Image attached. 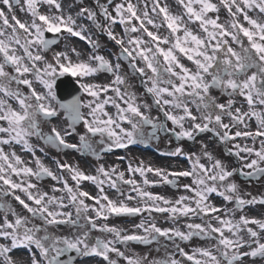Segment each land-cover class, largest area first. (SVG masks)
Returning a JSON list of instances; mask_svg holds the SVG:
<instances>
[{
	"label": "snow or ice",
	"instance_id": "1",
	"mask_svg": "<svg viewBox=\"0 0 264 264\" xmlns=\"http://www.w3.org/2000/svg\"><path fill=\"white\" fill-rule=\"evenodd\" d=\"M99 3V0H96ZM111 0H109V3ZM0 3L6 5L9 12L12 11L13 5L20 4V0H0ZM28 11L33 19L30 24L22 23L19 19L12 16L14 23H9V17L5 11L0 8V54L3 61L0 62V145L11 144L13 142L22 144L24 148L33 154L34 147L31 145L29 138L36 136L43 140L46 144L54 146L57 149H73L81 155L91 153L99 158L100 153L94 147L95 141L92 137L99 135L101 143L104 144V138H107L106 146L100 151H111L113 148H127L131 144L147 142L148 137L144 132L145 126L150 125L152 128L151 136L156 138L158 130L164 129V124L155 121L150 115H147L141 108L150 107L147 104H139L137 97L126 84V78L119 74L120 65H113L110 60L103 55L95 52L99 48L97 41L91 40L84 35L86 31L84 26L76 27V20L71 16L42 14L39 11V4L44 3L54 6L57 11L61 10L60 3L57 0H26ZM186 10L188 21L199 22V26L203 32L207 34L206 39L194 34L186 25L183 16L170 13L167 5L161 6L160 0H154L152 12L162 14L163 19L167 22V27L171 30V34L175 36V42L172 47L167 49L161 47V43H169L168 37H161L156 33L149 31L147 25H155L152 18L149 17L147 10L141 14L137 12V5L131 0L125 3L115 5L116 15L113 16L107 9V6L100 5V11L104 18L110 21L111 25L120 23L125 25V32L143 31L151 37V42L155 46H147V42L142 37L129 38L125 46V40L117 37L111 30V27L104 29V25L97 21V13L89 8H82L78 16H85L91 20L97 27L107 31L110 39L121 47V55L117 57L129 59L132 68L140 73L145 74V68L150 69L153 75L148 76V82L151 83L147 87V92L154 97V103L161 108L167 120L173 125L179 127L180 131H175L174 135L177 139L187 138L194 139L195 135L204 132H214L215 135L223 142H230L237 137H264V113L254 109L255 104L264 106V22L254 19L248 14L246 9H258L264 14V0H221V3L227 7L232 21L226 26L219 23V16L211 18L208 16L210 12H218L217 4L212 0H179ZM147 8V5H145ZM233 9H235L233 11ZM242 15L247 21L249 27H245L239 22L238 17ZM139 21V27L132 24V21ZM158 27V26H157ZM6 29H11L7 32ZM211 29V30H210ZM231 29V30H230ZM23 33V43H21V33ZM183 32V36L179 35ZM66 32L72 36L79 37L87 41L93 48V53L88 56L87 60L79 59L81 53L75 48L70 51L76 55L77 60H73L68 51H57L53 54V61L49 62L42 52L49 50L58 41L56 39L46 38L45 33L61 34ZM247 37L248 46H244V41L240 34ZM231 37L233 41L240 45V51L235 50L228 41ZM214 41V43H213ZM15 45H20L27 59L31 62V67L24 63L25 56L17 54ZM143 45V46H142ZM191 45V46H186ZM33 47L37 48V52L31 51ZM178 50L189 60L193 61L196 70L192 71L185 67L175 53ZM220 53L221 55H217ZM162 56L165 62L161 66L158 57ZM139 57L145 67H137L134 63ZM37 62H42L44 67H37ZM93 62L95 66H93ZM6 66H12L17 75H10L5 69ZM180 71H176V68ZM251 71L249 75V71ZM99 71L112 73L114 79L107 85H98L95 83H81L80 88L93 99L89 100L85 105L74 97L71 101H62L59 99L56 86L58 77L66 74L72 77L86 78L91 77ZM32 73L37 81H39L45 91L38 92L33 87V80L21 79L25 74ZM167 74L168 79L163 80L162 76ZM210 77V78H209ZM173 78L178 79V83ZM13 81L17 85L23 84L28 86L30 93L23 94L17 87H11ZM162 84L168 86H161ZM121 85L125 90L121 91ZM218 90L222 95H227L229 99L221 103L216 96L211 94V90ZM109 91L114 96L105 95L104 99H100L101 93L107 94ZM236 95L245 98L249 105L248 111H241L240 107H235ZM165 96L169 98H165ZM195 105L199 116L193 114L192 109L188 105V100ZM14 100L18 104V108H13L9 102ZM111 103L116 109L115 118L110 115L105 106ZM59 110L65 113V119L69 121L67 129L61 133L55 125L51 124V120L59 116ZM164 106H170L175 109H182L183 114L177 115L172 111L165 110ZM83 107H87L89 112L87 116L81 111ZM227 115L232 121V127L238 124L248 125L246 118L255 117L258 128L252 131H230V124L224 123L223 117ZM185 120H190L191 125L185 128ZM49 125V132H45L42 125ZM83 123L86 131L79 135V144L69 143L66 139L75 133L76 125ZM130 125L129 128L123 127V124ZM6 125V126H5ZM211 126V127H210ZM70 129L71 131H69ZM259 150L254 147L235 145L237 151L234 153L241 160L245 157L241 156V152L248 156L256 158L246 162L243 168L228 170L221 160L215 159L212 153L207 151L204 145V155L213 161L211 166H205L200 163V157L195 154L187 155V158L193 160L191 171L166 172L161 168L145 167L143 163L140 166L132 167L129 165V171L132 173H140L145 176L146 172H154L162 177V182L176 185L175 179L172 177H195L197 188L185 185L186 189H190L195 193L196 207H192L190 203H186L192 198L180 196L179 199L171 201L160 195H154L151 192L142 191L138 186L134 187L137 195L145 199L143 207H130L126 200H132L130 194L124 200L110 199L104 193L103 185L108 183L110 187L117 189L120 195L123 192L117 188L118 182L129 185H136L135 180H124V172H119L117 167L105 169L100 165L97 169V175H88L81 171L78 167H74L67 163H58L57 166L61 170H67L72 174V179L77 187L74 189L68 184L67 180H63L62 189H53V191L66 192L68 202L75 209V219L72 212H64L59 210H50V206L56 205L59 209L66 208L68 205L64 203V197L56 195L49 196L47 192L34 193L32 190L37 188L29 177H36L38 180L45 176L54 180L60 178L46 167L36 157L37 169L28 167L24 161L15 152L5 153L3 147H0V197H7L11 194L20 205L23 206L31 217L38 218L42 225L32 224L29 226V217L21 216L6 203L0 202V209L4 210V220L0 223V238L6 243H0V264H18L12 259L10 253L19 248L38 250V254L42 259H37V253L33 252L30 256V264H74L76 256L68 255L67 259H62L66 254L76 253L81 257L97 256L107 261V264H117L116 260L110 259L109 254L115 253L117 256L124 257L127 264H145L144 258H133L126 256L121 252L116 243L127 244L129 241H138L141 243H151L159 237H167L169 240L179 238L180 240H190L193 236L210 237L213 233H218V243L215 246L219 250V257L209 248H199L195 252L202 259H197L195 254L190 255L183 248L177 245V250L182 256L188 260H193L195 264H242L245 257H260L264 259V242H261L259 233L251 227H246V231L250 236V241H245L239 235L242 228L249 224L258 225L259 229L264 230V220L241 216L238 221L230 218H224L217 215L215 219L220 227H213L210 222L207 225L189 224L188 231L184 232L174 228L161 229L154 223L147 227L143 222L136 225L137 228L143 229L145 235L138 234H122L123 229L105 224L98 225L97 219L107 220L109 216L129 215L134 216L144 211L168 212L173 218L177 216L191 215H207L219 213L221 208L209 204L208 196L211 193H217L226 201H235L237 209H243L246 205L255 203L264 204V197H252L245 199L240 195L238 185L235 182H229V178L239 172L242 176L257 178L264 176V140L260 141ZM172 155H185L183 148L177 147ZM14 158V159H13ZM250 171L245 172L244 169ZM21 176L25 179L17 182L12 179V175ZM116 177L115 179L113 177ZM103 177V178H101ZM81 181H91L100 186L99 196H92L87 191L79 188ZM210 182V183H209ZM145 184L149 181L145 179ZM223 187L220 191L217 185ZM16 190L26 194V202L20 195H16ZM86 199L92 200L94 203L89 205ZM149 201L151 202L149 204ZM167 205L161 207L160 203ZM34 204V206H33ZM95 212V216L87 215L89 210ZM8 213H11L15 219L9 220ZM61 225L69 226L79 230V234L56 235L49 231V226L59 227ZM96 229L100 232L110 233L114 235V239H102L96 237L91 238V231ZM225 230L232 233L235 238L225 236ZM255 245L253 247L252 245ZM248 247L249 251H241L242 248ZM151 264H181L174 256H167L161 260H153Z\"/></svg>",
	"mask_w": 264,
	"mask_h": 264
},
{
	"label": "flooded vegetation",
	"instance_id": "2",
	"mask_svg": "<svg viewBox=\"0 0 264 264\" xmlns=\"http://www.w3.org/2000/svg\"><path fill=\"white\" fill-rule=\"evenodd\" d=\"M112 1L113 0H111V2ZM24 2L27 7L26 0H24ZM73 2H76V1L68 0L65 3V6L68 8L70 14H74L77 10V6H75ZM99 3L100 5L102 4L107 7L110 6L109 0H99ZM39 5L42 6L40 10L44 14L45 12H53V11L56 12L57 11L55 8L50 9L49 7H44L42 3H40ZM168 9H170L169 6H168ZM97 10L99 12L100 8L98 7ZM24 16H25L26 24H30L33 19L31 13L28 10H26L24 12ZM103 25H104V29H106L110 26V23L108 20L105 19V22L103 23ZM134 37H139L137 32L135 33L128 32L124 35L123 39L125 40L126 47H130L129 45H127V40L129 38H134ZM173 44H174V41L167 43V44H161L160 46L167 49L169 47H172ZM147 46H150L153 48L155 47L152 43H147ZM15 47L17 49L18 55L25 56L23 52V48L20 45H15ZM31 51L36 53L37 48L33 47ZM57 51H64V50L61 47H59L58 44H56V45H53L49 50L42 52V54L47 58L49 62H54L53 54ZM88 56H89V49H87L86 52L82 54V57L84 60H87ZM158 60L163 61V57L161 58V56H159ZM2 61L3 60L0 59V62ZM135 62L137 63L138 67H145V63L139 57L136 58ZM24 63L28 64L29 67H31V62L27 59L26 56L24 59ZM37 67L43 68L44 65L42 62H37ZM7 72L10 75H17L12 66H8ZM120 75L125 77L126 80H128L127 85L129 86L130 90L136 94L137 102L141 105L147 104L150 106L148 108L142 107L141 111H144L147 115H150L155 121L159 123H163L165 120L164 124L165 125L167 124L166 125L167 128L174 129L173 126H171L173 123L166 119L161 108L159 107L157 108L151 105V100L148 97L147 93L144 91L143 84L141 83L143 80V76L141 77V76L133 74L131 70L129 69L126 61H122ZM144 75L147 81L148 76H151L153 74L151 73L150 69L145 68ZM25 78L33 80V87L38 92L45 91L43 85L35 79L32 73H27L23 77H21V79H25ZM147 84L151 86L150 82H148ZM11 87L13 89L18 87L20 91L25 95H28L30 93V89L28 88V86L23 85V84L17 85L15 81H13ZM124 90L125 88L123 86V91ZM165 98H169V97L165 96ZM9 102L12 104L13 108H18V104L14 100H10ZM55 106L58 108L59 116L56 119L51 120V124L55 125L59 130H61V132H63L64 127H65L64 116H63L64 111L59 110L58 105H55ZM164 108L165 110L174 112V108L170 106H164ZM254 109L258 112L264 113V106H261L258 103L255 104ZM248 110H249V107H248ZM68 123L69 122H67V126H68ZM249 124L251 127L255 129L258 128V123L255 117H252L249 119ZM42 128L46 133L49 132L50 130L49 125L47 123H44L42 125ZM79 129H80V126H77L75 131H79ZM234 130L235 132L239 130L238 125L234 126ZM0 135H4V134H0ZM34 137L36 139H40L39 137H36V136ZM93 138L94 137H92V140ZM30 140L31 138H29V141ZM261 140H264V138H260V139L249 138L248 140H241L240 138H236L235 140L228 142V145L235 151H237L235 145H240L241 148H243L244 146L254 147L255 149L259 150L261 147V144H260ZM98 141L101 143L100 138H98ZM98 141L97 142L95 141V144H94V147L96 149L100 148L99 145L96 144L98 143ZM156 141H158L157 144L160 145L164 149H167L169 151L175 150V141L172 138H170V135L160 136L159 130H158L156 133ZM197 141L202 142L203 140H197ZM211 142H212L211 148L215 150V152L217 153V157H223L225 154L223 147L221 145L216 144L214 141H211ZM11 145L22 146V144H18L15 142L11 144H4L3 146H11ZM204 145L206 144H202L203 149H204ZM226 156L229 159V170L237 169V163L233 160V158L230 157L229 155H226ZM241 156L245 157L244 160L240 159V164L242 167L244 166L246 162L250 161L251 159L256 158L254 155L248 156V154L244 152H241ZM245 170L250 171L249 169H246V168ZM234 175L238 177L237 173H235ZM12 179L16 181V177L14 174L12 175ZM247 182L248 183L246 187H243L242 188L243 190H239L240 195L242 197H244L245 199H251L252 197H257V198L264 197V176H261L256 180H251ZM41 191L47 192L48 194L50 193L52 195H56L57 197L60 192V191L54 192L53 190H41ZM220 191H223V190H220ZM180 196H186V197L192 198L189 201H186V203H190L192 207H196L195 193L191 190H171L169 200L175 201L179 199ZM0 202L11 205V207L15 210V212L21 216H22L23 211L27 212V210H25L23 206H21L18 202H16V200L11 196V194H9L7 197H0ZM207 202L211 205L221 208V211L219 213H212L211 215H208V214L207 215H191L190 214L189 216H181L180 218L176 220L170 221L168 224V228L179 229L181 231L187 232L188 231L187 225L189 224L207 225L208 222H210L213 227H220L219 222L217 221V219H215L217 215H219L220 217H224V218H230L234 221H238L241 216H246L249 219L255 218V219L264 220V204H261V203L246 205L244 206L243 209H237L235 201H232V202L226 201L223 197H221L217 193L209 194ZM64 203L69 204L68 197H64ZM52 210H56V208L54 207ZM69 210L71 211V209ZM3 213H4V210L0 209V223H3V220H4ZM8 217H9V220H12V218H14V216L11 213H8ZM26 217H29V216H26ZM42 223L43 222L41 221V223L39 224L38 222L33 221L32 219L29 218V226H31L32 224L42 225ZM246 227H251L253 230L257 231L259 233L261 242H264V230L259 229L258 225L256 224H249L247 226H243V225L241 226L242 230L239 233V235L242 236L245 241H250L251 239L246 231ZM49 231L53 232L56 235H71L73 233L79 234V230L73 229L66 225H61L59 227L49 226ZM224 234L225 236H229L230 238H235L232 236V233H230L227 230H225ZM90 235H91L92 240H94L97 237L93 233L92 234L90 233ZM218 238H219L218 233H213L210 237H207V238H204L202 236H193L190 240H180L179 238H174V240H169L167 237H163V239L159 237L157 240H153L150 243L151 246H148V247L140 246L139 248H137L138 253L136 254L135 258H144L145 264H151V261L153 260H161L171 255V256H174L177 260H180L181 264H195L193 260H188L187 257L182 256L180 254V252L177 250V245L180 248H183L184 251L188 252L190 255L195 254L197 259H202V257L198 253L195 252V250L199 248H209L210 250L214 252V254H216L219 257V250L215 247L218 243ZM0 243H6V241L3 238H0ZM252 246L255 247L254 244ZM249 250L250 249L248 247L241 249V251H249ZM33 252L37 253V259H42L38 254V250L35 249L34 247L31 249L20 248V249L14 250L12 254L15 257L18 264H30V256H31V253ZM68 255L75 256V253L66 254L64 259H67ZM15 259L13 258L14 261ZM74 264H107V263H104L101 260H98L96 258H89V259L83 260V257H81L79 260L75 261ZM122 264H127V261L124 259V257H122ZM222 264H225L223 260H222ZM242 264H264V259L257 258V257L256 258L245 257L243 258Z\"/></svg>",
	"mask_w": 264,
	"mask_h": 264
},
{
	"label": "rangeland",
	"instance_id": "3",
	"mask_svg": "<svg viewBox=\"0 0 264 264\" xmlns=\"http://www.w3.org/2000/svg\"><path fill=\"white\" fill-rule=\"evenodd\" d=\"M212 2L213 3H215V4H217V6H218V9H219V11L218 12H210V13H208V16L209 17H211V18H215L217 15L219 16V23H224L226 26L232 21V16L230 15V13H229V11H228V9H226V10H223L221 7H220V1L219 0H212ZM23 10L25 11V9L23 8ZM249 10V9H248ZM256 11H258L259 12V10L258 9H251V11H250V14L251 15H254L255 14V12ZM263 15V16H262ZM262 15H260L259 14V16H261V18H262V20L264 19V14H262ZM261 18H259L260 20H261ZM241 20H242V22H244L245 23V25H246V27H249V25H248V23H247V21H245L244 19H242L241 18ZM186 23H188V28L194 33V34H197V35H199V36H202L203 35V30H202V28L199 26V25H195V23L194 22H191V21H188V19L186 20ZM0 25H2V23L0 22ZM231 30V29H230ZM7 31V30H6ZM8 32V31H7ZM199 33V34H198ZM240 37H241V35H240ZM228 39V41H230V43L234 46V48H235V50H237V51H240V46H239V44H237L235 41H233L232 39H231V37L230 38H227ZM241 39H242V37H241ZM191 46V45H190ZM217 55H221L220 53H218ZM179 59V58H178ZM75 61V60H74ZM181 63V62H180ZM182 64H183V60H182ZM185 67H187V68H189L190 70H192V71H195L196 70V67H194L195 66V64H192L191 62H185V64H183ZM176 71H180V69L177 67L176 68ZM251 71H255V69H252V70H250L249 71V75L251 74ZM210 78V77H209ZM174 80H175V82H179L178 81V79H176V78H174ZM211 92L214 94V95H219V98L222 100V101H224V102H226L227 101V98L225 97V96H227V95H222L221 93H219V91L218 90H215V89H213V90H211ZM113 94L112 93H110V94H107V96H112ZM114 96V95H113ZM237 99H238V101L241 103V105L243 106L244 104H245V98L244 97H242V96H239V95H236L235 96ZM105 98V96H100V99L102 100V99H104ZM192 103V102H191ZM188 105H189V107H195V105L192 103V104H189L188 103ZM105 110L110 114V115H112L114 118H115V116H116V112H117V109L111 104V103H109L108 105H106L105 106ZM176 110V112L179 114V115H182L183 114V110L182 109H175ZM193 111V110H192ZM194 112V111H193ZM31 145L35 148V147H37V146H39V147H42V143H37V142H31ZM68 154H70V153H64V157H67L68 156ZM81 159V158H80ZM80 159H78L79 161H80ZM43 159H40V161L43 163V161H42ZM133 160H137L138 162H140V164L141 163H143V165L145 166V167H147V164L145 163V162H143L142 161V157L140 158V159H138L135 155H134V158H133ZM155 162V164L157 165V164H166L165 162H163V161H161V160H159L158 162L157 161H154ZM83 165H85V166H87L88 168L84 171V172H89L91 175H95L96 174V172H95V170H94V168H93V166H91V165H89V164H86V163H81V166H83ZM26 166H28V167H31V168H33V170H36L37 169V164H36V162H28L27 164H26ZM86 172V173H87ZM138 172H136V173H132V176H133V178H137L138 180H139V182L137 183V181H136V185L135 186H133V185H129V186H127V185H123L122 184V190L120 189V191L121 192H123V196H121L120 195V192H114V191H112V190H116V189H114V188H112V187H110V186H108L105 190H107L108 191V193H109V195L111 196V198H116L117 200H124V198H125V196L127 195V194H129L128 192H130L131 190H133L134 189V187H136V186H138V185H140L141 184V181H140V179H141V175H140V173H138ZM142 177H144L145 178V176H142ZM150 177H152V176H148V178H150ZM19 179L21 178V177H18ZM154 178V177H153ZM157 180H159V182L157 183L158 184V186H157V188H156V190H170V187L168 186V185H166L165 183H163V182H161V179L160 178H158ZM93 183V182H92ZM91 183V184H92ZM210 183V182H209ZM89 184L88 186H86L89 190H93L94 189V191H96V189H98V187H96V184ZM185 185H190V186H192V188H197L198 186L195 184V179H187V180H185V181H183L182 182V187L184 188V190H190V189H186L184 186ZM141 186V185H140ZM139 187V186H138ZM218 187V186H217ZM92 188V189H91ZM146 190V189H145ZM179 190H183V189H179ZM96 193V192H95ZM108 196V195H107ZM142 220H146L147 221V224L148 225H150V224H152V223H154L156 226H158L159 228L160 227H166V228H168V221H169V216H166L164 213H161V214H159V215H156V216H154L153 218H151V220L149 219V218H137V219H135V220H133L132 222L131 221H118V222H115L114 224L113 223H110V224H108V226H115V227H117L116 226V224H120L122 227H124L125 228V230L123 231V233L122 234H137L138 233V230H139V228H137L136 227V225H138ZM37 222V221H36ZM95 232H99L98 230H96ZM102 233H104V232H102ZM108 234V237H110L111 239H114L115 237H114V235L113 234H110V233H107ZM115 245H117V243L115 244ZM118 249H119V247H117ZM120 251H122V249H120ZM113 255H116L115 253H112Z\"/></svg>",
	"mask_w": 264,
	"mask_h": 264
},
{
	"label": "bare ground",
	"instance_id": "4",
	"mask_svg": "<svg viewBox=\"0 0 264 264\" xmlns=\"http://www.w3.org/2000/svg\"><path fill=\"white\" fill-rule=\"evenodd\" d=\"M200 37L202 38V36H200ZM206 37H207V35L203 36V38H205V39H206ZM213 43H214V41H213ZM78 49H79V50L82 49V45H81V44H78ZM194 67H196V66H194ZM139 153H141V152H139ZM141 154H142V153H141Z\"/></svg>",
	"mask_w": 264,
	"mask_h": 264
}]
</instances>
